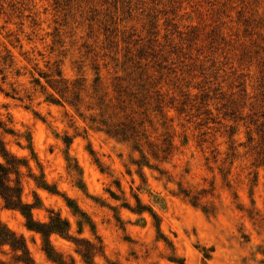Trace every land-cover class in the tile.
Masks as SVG:
<instances>
[{
    "label": "rangeland",
    "instance_id": "1",
    "mask_svg": "<svg viewBox=\"0 0 264 264\" xmlns=\"http://www.w3.org/2000/svg\"><path fill=\"white\" fill-rule=\"evenodd\" d=\"M0 70L21 199L68 223L49 237L66 263L87 264L82 240L92 264H264V0H0ZM54 72L79 84L77 109L49 101ZM99 97L138 150L91 125ZM0 222L55 264L19 212Z\"/></svg>",
    "mask_w": 264,
    "mask_h": 264
},
{
    "label": "trees",
    "instance_id": "2",
    "mask_svg": "<svg viewBox=\"0 0 264 264\" xmlns=\"http://www.w3.org/2000/svg\"><path fill=\"white\" fill-rule=\"evenodd\" d=\"M1 74V70H0ZM46 80L47 85L57 96L53 99L51 96L49 101L51 103L59 104L66 103L77 109L81 100L79 98V84H68V82L61 77L60 72H54L51 75L43 76ZM4 81V78H2ZM123 87L116 85L115 93L118 97L121 96ZM8 97V94H5ZM97 115L93 116L89 121L91 125H95L96 129L104 135L112 138L120 143H132L134 148H139V132L136 129V124L133 121H127V118L123 122L114 123L107 114V105L103 102L101 97L96 98ZM140 102V101H139ZM0 129H2V123L0 122ZM0 156L3 159V163H0V208L6 210H12L19 212L25 219V227L29 231H33L39 234L43 241V251L45 252L48 259L55 264H68L60 256L56 255L49 244V237L51 235H58L64 239L70 240L71 237L70 227L68 223L61 220L59 217L54 219L50 218L48 224L40 223L34 220L32 211L36 209L37 204H26L21 199L22 189L18 180L19 168L21 167V161L13 157L8 153L5 148V144L0 136ZM15 176V180H11L12 176ZM38 187L49 192L45 186ZM144 211L155 219V216L150 210H143L138 208L132 212L142 214ZM74 213H76L74 211ZM75 245L80 248L79 253L87 264H92L95 254L94 247L85 241L79 240L74 241ZM0 246H8L10 250L16 254V261L20 264H33L29 257V253L25 242L22 238L17 237L14 233L9 231L0 222ZM69 264H73L70 262Z\"/></svg>",
    "mask_w": 264,
    "mask_h": 264
}]
</instances>
